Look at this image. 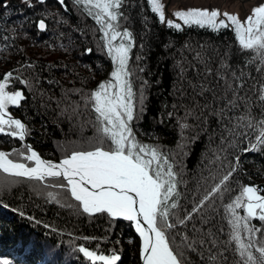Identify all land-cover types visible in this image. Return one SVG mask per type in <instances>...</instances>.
<instances>
[{
	"label": "trees",
	"instance_id": "trees-1",
	"mask_svg": "<svg viewBox=\"0 0 264 264\" xmlns=\"http://www.w3.org/2000/svg\"><path fill=\"white\" fill-rule=\"evenodd\" d=\"M119 11V30L132 34L127 67L136 108L131 129L138 143L152 144L180 173L179 217L230 166L238 169L214 210H204L210 223L197 218L187 226L177 224L167 230L170 246L184 251L188 264H237L239 256L228 243L225 207L243 186L264 180V148L251 150L257 141L245 127L249 117L257 122V131L264 122V59L242 49L232 28L169 27L153 12L150 0H123ZM40 20L46 30H39ZM112 66L100 26L76 0L0 3V79L13 73L10 85L21 88L25 99L10 110L24 120L28 140L45 157L59 160L97 145V113L87 98L109 81ZM20 143L0 134L4 148ZM210 173L215 181L204 179ZM76 205L52 180L0 171V264H92L77 251L80 246L117 254V264H139V240L129 221L90 216ZM209 230L217 241L215 261L208 259L210 245L184 248L185 237L197 240Z\"/></svg>",
	"mask_w": 264,
	"mask_h": 264
},
{
	"label": "snow or ice",
	"instance_id": "snow-or-ice-1",
	"mask_svg": "<svg viewBox=\"0 0 264 264\" xmlns=\"http://www.w3.org/2000/svg\"><path fill=\"white\" fill-rule=\"evenodd\" d=\"M59 2L63 4L64 0ZM76 2L83 4L89 14L94 15L106 41L107 54L115 65L111 79L99 84L97 90L87 98L97 113L98 132L101 134L97 145L92 150L73 151L58 164L41 159L30 147L24 152H17L19 161L9 158V153L0 151V171L38 182L54 181L55 187L70 193L77 202V209H82L84 214H107L110 218L134 222L142 238L143 264H188L184 251H174L170 246L171 236L167 230L175 229L177 224L187 226L188 222L197 218L201 224L210 223L204 210H214L215 201L222 199L224 193L229 191V182L238 169L235 165L230 166L218 182L193 203L191 211L186 212L183 218L179 217L182 205L181 193L177 188L183 182L177 179L180 173L159 149L138 143L131 129L136 105L127 65L133 44L131 32L119 30L118 21L122 18L119 10L123 0ZM150 5L162 23L181 29V24L165 21V6L161 0H150ZM250 12L243 21L238 15L221 12L219 8L192 7L176 11L174 16L187 26L210 27L215 31L232 28L242 49L251 50L264 59V0H257ZM221 16L223 19H218ZM46 27L44 20L38 22L39 30H46ZM118 38L121 42L113 44ZM85 51L90 53L91 49ZM12 80V72L5 73L0 79V134L23 140L29 134L28 129L20 119L8 114L9 105H19L25 99L22 91L8 90ZM245 127L253 132L257 141L251 150H256L258 145L264 148V122H260L257 131V122L249 117ZM105 141L110 142L107 149L104 147ZM25 161L34 162V166H29ZM204 179L215 181L216 176L210 173ZM259 192L258 186L245 185L225 207L231 229L228 243L234 246L233 251L239 256L237 264H264V228L252 223L253 220L264 223V195ZM240 211L244 214L240 215ZM172 217H176V220L170 223ZM193 231H197L195 223ZM184 240L185 250L195 251L197 245H210L207 248L208 259L216 260L218 253L214 249L217 241L211 230L202 232L197 240L187 237ZM77 251L92 264H117L121 259L117 254H98L84 246L78 247ZM220 255L223 259V254ZM3 264H7V261Z\"/></svg>",
	"mask_w": 264,
	"mask_h": 264
},
{
	"label": "water",
	"instance_id": "water-1",
	"mask_svg": "<svg viewBox=\"0 0 264 264\" xmlns=\"http://www.w3.org/2000/svg\"><path fill=\"white\" fill-rule=\"evenodd\" d=\"M18 1H29V0H0V3H7V4H17ZM161 3L177 10H187L188 8L198 7V8H207L209 10L219 8L221 12H228L231 14H236L241 20H245L247 15H250V9L257 3V0H161ZM2 79V78H1ZM17 90L22 91L21 88ZM23 93V91H22ZM17 105H11V107H16ZM8 114L15 119H20L22 123L25 124L24 120L17 114L13 113L10 109H8ZM26 126V125H25ZM12 137V136H11ZM17 138V137H13ZM30 147L32 150L36 151L41 159L45 161H51L53 163H59L64 158L59 160H55L52 158L45 157L41 154V152L31 144L28 140V136H26L19 146H12L10 149L0 147V151H4L9 153V158L13 159L14 161H19L20 158L17 156V152H24L26 148ZM29 166H34V162H27ZM260 188V191L264 193V180L256 183V185ZM116 219H123V218H116ZM134 234L138 237L139 244H138V254H139V264H143L142 260V238L140 237L139 233L136 231L135 223L129 221Z\"/></svg>",
	"mask_w": 264,
	"mask_h": 264
},
{
	"label": "rangeland",
	"instance_id": "rangeland-1",
	"mask_svg": "<svg viewBox=\"0 0 264 264\" xmlns=\"http://www.w3.org/2000/svg\"><path fill=\"white\" fill-rule=\"evenodd\" d=\"M18 2H20V1H18ZM165 6V21H167V20H172L174 23H179V24H182L183 22L178 18V17H175L174 16V13L176 12V11H181V10H177V9H174V8H170V7H168V6H166V5H164ZM95 9H93V12L95 13ZM218 19H223V16H221V17H218ZM243 21V20H242ZM121 41H120V39L118 38L117 39V41H114L113 42V44H119ZM111 61H112V59H111ZM113 62V61H112ZM114 67H115V65H114V63H113V66H112V71L114 70ZM111 71V72H112ZM111 79V78H110ZM109 79V80H110ZM9 91H17V88H15L14 86H9V89H8ZM11 108V105H9V107H8V109H10ZM148 146H150V147H154L152 144H148ZM0 147H2V148H4V146H0ZM155 148V147H154ZM252 186H254V185H252ZM258 194H260V195H264V193L263 192H259ZM238 196V195H237ZM235 199V198H234ZM233 199V200H234ZM231 202H232V200H231ZM231 202H229V203H231ZM228 203V204H229ZM244 213H243V211H240V215H243ZM252 223H256V221L255 220H253L252 221ZM255 225V224H254ZM256 226V225H255ZM256 227H259V226H256ZM230 231H231V229H230ZM257 236L259 237V235L257 234Z\"/></svg>",
	"mask_w": 264,
	"mask_h": 264
}]
</instances>
